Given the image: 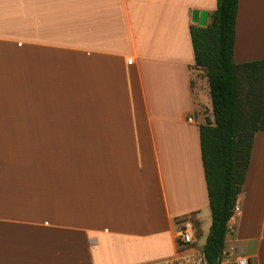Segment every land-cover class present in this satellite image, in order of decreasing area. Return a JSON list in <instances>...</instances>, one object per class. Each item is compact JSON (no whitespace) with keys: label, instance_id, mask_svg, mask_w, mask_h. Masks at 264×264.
Returning a JSON list of instances; mask_svg holds the SVG:
<instances>
[{"label":"crops","instance_id":"0c3cea01","mask_svg":"<svg viewBox=\"0 0 264 264\" xmlns=\"http://www.w3.org/2000/svg\"><path fill=\"white\" fill-rule=\"evenodd\" d=\"M216 9L217 0H0V68L26 65L24 86L0 94L33 102L16 107L24 118L0 119V264L159 262L179 255L189 217L201 230L205 219L208 236L200 126L215 117L190 27L208 26ZM262 27L264 0H239L236 65L264 61ZM237 205L226 250L264 264V131Z\"/></svg>","mask_w":264,"mask_h":264},{"label":"trees","instance_id":"16d2710c","mask_svg":"<svg viewBox=\"0 0 264 264\" xmlns=\"http://www.w3.org/2000/svg\"><path fill=\"white\" fill-rule=\"evenodd\" d=\"M239 0H217L208 26L190 27L195 66L209 80L214 123L200 126L201 157L212 225L204 246L218 264L228 224L246 181L254 137L264 131V61L236 65L233 59Z\"/></svg>","mask_w":264,"mask_h":264},{"label":"rangeland","instance_id":"374dc122","mask_svg":"<svg viewBox=\"0 0 264 264\" xmlns=\"http://www.w3.org/2000/svg\"><path fill=\"white\" fill-rule=\"evenodd\" d=\"M249 5H250V8H249L248 14H246V17L247 16L251 17V15H250L251 4L249 3ZM252 17L254 18L253 19L254 21H259L260 19H263L262 15H257V16L252 15ZM262 30H264V27H262L261 31ZM2 60L5 61V60H7V58H4L2 56V54H0V61H2ZM23 60H25V59L9 58L7 63L6 62H5V64L2 63L3 66H2V68H0V85H2L4 88H6L8 90H10V89L16 90L17 84L23 85L21 82L24 79L23 74L26 73V71L24 73V70H26V65L23 64ZM18 74L21 75L20 78H17ZM2 92H3L2 87H0V93H2ZM12 92H13V90H10V93H12ZM47 97L48 96L40 97V101H42V103L45 102V100H47V102H49V101L53 102L54 99H52L51 97H48V98ZM36 98H35V102H36ZM31 103H33V102L31 101L30 96L28 97L26 95H10L8 93H7V95L0 94V119H22V118H24V116H23L24 111L20 112V110H18L16 107H24L22 105H25V104L31 105ZM25 118H27V117H25ZM44 118L49 119V120L50 119H58L59 116L51 113V114H46ZM62 118H65V117H62ZM196 223H197L196 229L198 231H197L196 243H195L194 247H196L200 250H203L204 246L206 244L207 221L205 219H203L202 230H201V227L199 225L198 220ZM226 248H228V247H225V250H226ZM228 249H230V247ZM235 253H238V252L235 251ZM238 254H240V253H238ZM167 260H169V259H167ZM163 261H165V260H163ZM146 264H149V263H146Z\"/></svg>","mask_w":264,"mask_h":264},{"label":"built area","instance_id":"2783aa9c","mask_svg":"<svg viewBox=\"0 0 264 264\" xmlns=\"http://www.w3.org/2000/svg\"><path fill=\"white\" fill-rule=\"evenodd\" d=\"M192 122V119H189ZM240 212L238 205L234 208V215ZM197 229L192 218L183 220L181 229L178 232L179 246L182 248L175 258L149 263V264H209L204 249L194 247L196 243ZM218 264H252L250 257L235 253L232 250H224Z\"/></svg>","mask_w":264,"mask_h":264}]
</instances>
